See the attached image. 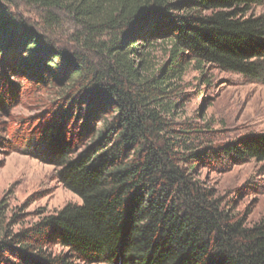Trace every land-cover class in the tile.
<instances>
[{
    "label": "trees",
    "instance_id": "1",
    "mask_svg": "<svg viewBox=\"0 0 264 264\" xmlns=\"http://www.w3.org/2000/svg\"><path fill=\"white\" fill-rule=\"evenodd\" d=\"M261 1L0 0L1 60L53 91L40 136L82 200L18 231L0 218V264H264V218L198 173L224 154L264 162V134L214 144L173 99L190 66L264 79Z\"/></svg>",
    "mask_w": 264,
    "mask_h": 264
},
{
    "label": "rangeland",
    "instance_id": "2",
    "mask_svg": "<svg viewBox=\"0 0 264 264\" xmlns=\"http://www.w3.org/2000/svg\"><path fill=\"white\" fill-rule=\"evenodd\" d=\"M249 14L264 15V0L254 3ZM166 50L165 43L157 46L156 64L166 61ZM5 66L0 57V218L7 230L18 231L82 200L57 179L58 157L40 136L55 110L53 91L34 81L35 73L25 62L16 71ZM176 84L173 99L182 97L183 115L205 123L214 144L264 134V79L206 65L190 66ZM198 173L249 224L264 218V162H236L224 154L205 160Z\"/></svg>",
    "mask_w": 264,
    "mask_h": 264
}]
</instances>
